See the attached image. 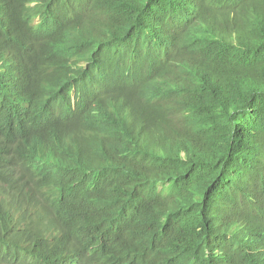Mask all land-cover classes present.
<instances>
[{
  "label": "trees",
  "instance_id": "trees-1",
  "mask_svg": "<svg viewBox=\"0 0 264 264\" xmlns=\"http://www.w3.org/2000/svg\"><path fill=\"white\" fill-rule=\"evenodd\" d=\"M91 1L110 23L80 30V35L91 36L86 44L74 27L79 0H68L57 11L61 16L47 13L37 33L39 43L65 35L69 50L62 53L75 51V60L53 62L50 55L36 69L7 70L8 75L23 78L30 106L52 103L41 88L44 74L87 71L79 64L82 58L95 63L98 52L90 48L106 29L128 34L117 46L133 43L134 51L144 40L135 26L156 17L158 24L159 8L166 13L179 0ZM206 1L203 27L183 33L180 45L173 34H160L152 41L142 56L144 66L137 65L143 72L137 73L141 92L133 108L125 106L120 115L112 112L105 119L106 130L83 123L84 138L77 134V145L67 155L45 150L27 138L15 156L0 165V264H42L37 258V229L32 223L13 222L27 218L26 212L6 214L3 203L11 209L21 205L24 212L26 201L16 194L7 197L10 189L50 178L68 183L76 210L109 219L125 232V245L117 239L91 253L95 264L233 261L234 254L225 245L236 248L237 242L220 233L221 221L252 223L258 216L245 204L250 183L253 202L264 193V0ZM89 6L84 0L83 9ZM64 16H69L72 31L67 23L60 24ZM221 21H231L241 44L219 38L224 32ZM52 24L58 26L57 32L51 30ZM177 47L179 58L171 61ZM159 51L166 55L159 56ZM94 100L95 96L79 97L76 109L66 103L61 111L50 112L38 132L62 126L90 109ZM39 156L43 160H37ZM22 171L30 177L21 176ZM40 250L50 257L46 248ZM246 259L258 260L255 253Z\"/></svg>",
  "mask_w": 264,
  "mask_h": 264
},
{
  "label": "clouds",
  "instance_id": "clouds-1",
  "mask_svg": "<svg viewBox=\"0 0 264 264\" xmlns=\"http://www.w3.org/2000/svg\"><path fill=\"white\" fill-rule=\"evenodd\" d=\"M83 1L79 0L80 7L73 16L75 31L86 44L91 36L80 35V30L85 31V28L89 30V25L93 23L107 27L110 21L99 12L97 2L89 0V9L84 10ZM67 2L68 0H0V165L14 157L18 145L26 142L27 138L32 144L45 150L67 155L77 145V134L84 138V131H81L83 123L106 130L105 119L112 112H119L125 106L133 108L132 102L141 92L137 73L143 72V67L138 68L137 65L144 66L142 56L148 52L152 41L158 40L157 35L173 34L180 45L183 33L187 34L197 25L199 28L203 27L204 5L207 3L206 0H179L168 6L166 13L159 8L161 22L156 24V21H159L156 17L155 21L145 20L146 22L135 26L144 40L143 45L134 51L133 43L117 46V42L128 34L119 35L114 29H106L90 48L98 52L95 63L92 64L82 58L79 64L82 65V69L87 67V71L69 74L67 70L50 71L51 76L44 74L45 83L41 88L52 103L50 106H30L26 103L28 92L23 78L15 74L8 75L7 70L36 69L50 55L53 62L75 60L78 57L75 51L71 55L62 53L69 50V43H66L69 39L65 35L44 43L36 40L44 19L48 15L61 16L62 12L57 11H61ZM64 23H67L71 31L73 30L69 16L61 18L60 24L63 27ZM231 26L232 23L229 21L228 29L223 28L224 32L219 38L239 45L243 41L238 38L237 32ZM57 27L52 24L51 30L57 32ZM61 30L63 31L62 28ZM248 32L252 34V31ZM177 50V55L170 58L171 61L179 58V47ZM157 54L166 55L161 51ZM95 77L100 79L92 82ZM89 90L91 91L88 92ZM95 92L97 94H94ZM93 96L94 104L86 114L83 115V112L73 115L65 124L50 129L45 134L38 132L37 127L49 118L50 112L61 111L66 103L76 109L79 97L92 99ZM129 96L135 98L132 100ZM112 108L114 110L109 113L108 110ZM52 109L55 110L50 111ZM22 172L21 176L30 177L28 173ZM24 186L14 185L7 197L12 198L16 194L26 201L24 208L27 210L24 211L27 218L19 217L12 221L32 223L37 229L39 235L37 258L40 263L95 264L91 259V253L106 248L105 245L113 244L111 242L118 239L114 232L120 228L108 221L109 219L98 218L75 209L69 185L64 179L50 178L33 181ZM249 188L245 204L247 210L258 218L248 224L242 222L230 224L228 219L221 221L223 227L228 225V228H222L220 233L235 238L237 242L236 248L225 245L234 254V259L229 264H264V193L261 199L256 198L253 202L254 197L253 199L250 197L252 183ZM249 207L255 210L250 211ZM43 247L48 250L50 257L40 250ZM252 253H255L257 261L246 259V256H251ZM72 260L75 262L72 263Z\"/></svg>",
  "mask_w": 264,
  "mask_h": 264
},
{
  "label": "bare ground",
  "instance_id": "bare-ground-1",
  "mask_svg": "<svg viewBox=\"0 0 264 264\" xmlns=\"http://www.w3.org/2000/svg\"><path fill=\"white\" fill-rule=\"evenodd\" d=\"M221 20H223L222 19V16H221ZM219 24H220V26L222 27V28H224V29H228V22L227 21H221V22H219ZM237 32H239V31H237ZM100 79V77H95V78H93V80H92V82H94V81H97V80H99ZM20 92H22V91H20ZM22 94H23V92H22ZM94 94H97V92H95ZM129 98H132V100L135 98V96H129ZM141 100V99H140ZM137 101V100H136ZM113 108H114V106H113ZM111 109V110H108V112L109 113H111L114 109ZM88 111H85L84 113H83V115L84 114H86ZM122 113V111H119V114H117V115H120ZM134 114L135 115H137L135 112H134ZM21 119H18V121H20ZM18 133L20 132V131H17ZM37 160H43V156H39V157H37L36 158ZM256 172V171H255ZM257 173V172H256ZM4 201H7L8 200V198H4L3 199ZM10 205V204H9ZM9 205L7 206L5 203H3V206H7V212H11L10 214L12 215V216H18V215H20V214H22V213H25V211L24 212H22V210H23V208H22V206L20 205L18 208H14V209H8V207H9ZM19 205V204H18ZM61 219H63V218H61ZM228 225H224V227L223 228H228L227 227ZM227 230V229H226ZM228 230H230L231 231V229H228ZM123 235H125V232L123 231V230H121V229H118V230H116L115 232H114V236L116 237V238H118L121 242H123V245H125L127 242H126V240L123 238ZM28 254V253H27ZM18 256V255H17ZM35 256V255H34ZM151 256H152V253H151ZM20 257V256H19ZM16 258V257H15ZM34 259V258H33ZM72 263H74L75 262V260H72L71 261ZM31 263V262H30ZM32 264V263H31ZM34 264V263H33ZM68 264H70V263H68ZM78 264H80V262L78 263Z\"/></svg>",
  "mask_w": 264,
  "mask_h": 264
},
{
  "label": "rangeland",
  "instance_id": "rangeland-1",
  "mask_svg": "<svg viewBox=\"0 0 264 264\" xmlns=\"http://www.w3.org/2000/svg\"><path fill=\"white\" fill-rule=\"evenodd\" d=\"M223 19V18H222ZM224 20V19H223Z\"/></svg>",
  "mask_w": 264,
  "mask_h": 264
}]
</instances>
